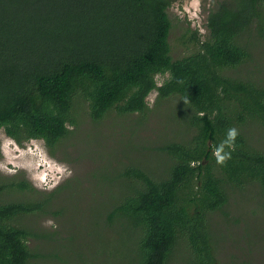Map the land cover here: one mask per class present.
<instances>
[{
	"label": "trees",
	"instance_id": "16d2710c",
	"mask_svg": "<svg viewBox=\"0 0 264 264\" xmlns=\"http://www.w3.org/2000/svg\"><path fill=\"white\" fill-rule=\"evenodd\" d=\"M175 1L0 0V130L18 144L43 140L53 154L79 126L81 101L97 123L113 110L146 114L153 92L155 107L178 102L184 135L158 142L157 169L130 158L107 179L125 191L92 225L87 251L101 264H169L179 251L183 264H220L213 215L236 190L259 188L264 200V149L249 134L254 123L264 129V80L238 74L251 58L247 38L264 42V0L221 3L206 39L190 35L197 49L178 59L169 43ZM233 127L235 149L218 165L214 146ZM19 176H0V264L39 260L29 245L39 235L20 220L61 215L58 195L76 180L42 192Z\"/></svg>",
	"mask_w": 264,
	"mask_h": 264
},
{
	"label": "rangeland",
	"instance_id": "374dc122",
	"mask_svg": "<svg viewBox=\"0 0 264 264\" xmlns=\"http://www.w3.org/2000/svg\"><path fill=\"white\" fill-rule=\"evenodd\" d=\"M224 1L176 0L171 5L168 10L172 23L169 43L174 59L197 49L189 41L193 33L196 32L201 40L206 39L207 17ZM246 45L251 58L239 68L238 74L242 77L256 74L264 80V42L250 37ZM165 79L166 76H157L158 84ZM156 97V92L149 95L150 109L144 115H120L113 110L98 123L90 119L88 103L81 101L77 105L79 126L73 135L55 147L53 154L43 140L33 139L20 145L0 130L1 177L20 175L42 192L76 179L72 180L70 189L58 195L61 215L36 213L20 220L23 226L39 235L29 242L32 252L39 254L35 264H79L80 260L87 261L86 264H101L87 251L94 236L92 225L125 191L122 192L120 181L109 184L108 177L113 178L130 158L135 162L141 160L151 168L155 165L152 169H157L161 162L156 157L158 142L184 135L178 102L165 101L155 107ZM70 128L75 130V127ZM249 129L251 140L264 149V129L257 123ZM211 227L220 264H264V200L259 188L236 190L228 205L213 215ZM121 245L118 247L122 248ZM123 247L126 254L131 249L125 234ZM183 254L177 252L169 264H183ZM121 256L117 259L124 260Z\"/></svg>",
	"mask_w": 264,
	"mask_h": 264
},
{
	"label": "clouds",
	"instance_id": "9594fccd",
	"mask_svg": "<svg viewBox=\"0 0 264 264\" xmlns=\"http://www.w3.org/2000/svg\"><path fill=\"white\" fill-rule=\"evenodd\" d=\"M190 101L185 98L184 103L188 104ZM239 135L238 129L235 127L228 129L226 137L218 145L214 146L213 156L216 159L218 165H225L228 160L231 159V151L235 149V142ZM48 221V224H51Z\"/></svg>",
	"mask_w": 264,
	"mask_h": 264
}]
</instances>
